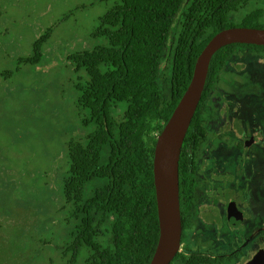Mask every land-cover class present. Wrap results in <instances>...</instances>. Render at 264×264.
<instances>
[{
  "label": "trees",
  "instance_id": "obj_1",
  "mask_svg": "<svg viewBox=\"0 0 264 264\" xmlns=\"http://www.w3.org/2000/svg\"><path fill=\"white\" fill-rule=\"evenodd\" d=\"M186 1L182 27L171 44L169 35L185 0H121L107 16V46L82 57L88 74L82 124L91 134L85 149L76 142L64 183L67 193L81 200L71 217L73 245L65 251L89 247L93 253L86 264H149L159 235L152 173L157 137L188 87L203 48L218 32L233 27L230 13L250 0ZM262 13L246 14L241 27L260 28L248 24ZM237 48L264 51V46L231 44L212 56L180 153L182 209L194 180L192 152L203 136L201 104ZM91 182L97 184L93 189Z\"/></svg>",
  "mask_w": 264,
  "mask_h": 264
},
{
  "label": "rangeland",
  "instance_id": "obj_2",
  "mask_svg": "<svg viewBox=\"0 0 264 264\" xmlns=\"http://www.w3.org/2000/svg\"><path fill=\"white\" fill-rule=\"evenodd\" d=\"M117 1L85 0L87 10L81 8L80 18L76 17L82 22V35L88 33L91 25H98L100 16ZM188 5L185 0L175 17L169 35L171 44L178 37ZM259 9L263 12L261 17L248 25L264 28V0H250L230 13L229 22L233 27H241L244 16ZM32 22L50 23L41 17L29 21ZM33 33L35 39L40 37V28H34ZM12 39L11 34H2L1 49L7 50L10 57L8 45ZM18 41L14 40L13 45L32 47L29 36ZM60 59L63 58L50 57L44 66L34 70L32 77L18 78L16 82L22 84L18 83L15 88L4 90L0 86V94L6 97L0 101V264H61L70 256L64 249L71 243L74 221L69 218L70 207L60 210L68 169L64 147L70 140L84 141L89 130L81 124L83 115L75 108V101L71 102L68 97L61 103L57 99L60 93L62 98L65 96V90L54 87V83L44 87L56 74L57 63L62 64ZM81 76L84 77V70ZM261 80H264V51L237 48L219 72L217 84L200 111L205 139L200 143L195 161L203 188L210 175L208 160L214 167L212 170L219 173L221 151L236 149L237 139L222 129V101L255 92L261 96L263 87L258 84ZM69 92L73 97L72 91ZM116 118L120 115L116 114ZM60 146L62 150L55 154ZM94 185L97 184H88L90 189ZM200 195L201 192L197 193L198 204L204 196ZM89 255V249L80 247L73 264H82Z\"/></svg>",
  "mask_w": 264,
  "mask_h": 264
},
{
  "label": "flooded vegetation",
  "instance_id": "obj_3",
  "mask_svg": "<svg viewBox=\"0 0 264 264\" xmlns=\"http://www.w3.org/2000/svg\"><path fill=\"white\" fill-rule=\"evenodd\" d=\"M118 1L100 16L98 25H91L88 33L83 36L82 22L76 17L80 18L81 8L87 10L85 0H0V86L4 90L15 88L21 83L16 82L18 78L32 77L34 70L44 66L54 55L62 57V64L57 63L56 74L44 87L54 83V87L65 90V96L62 98L60 93L57 99L61 103L68 97L71 102L75 101V108L83 115L82 124L86 118L82 108L83 87L88 79L82 65V57L107 46V31L111 28L107 16L121 3V0ZM68 5L70 8L67 9ZM38 17L50 23H29ZM37 27L41 30V36L35 39L33 29L37 30ZM2 34L13 36L8 45L12 57L8 55L7 50L1 49ZM27 36L33 40L29 49L13 45L14 40H24ZM258 82H261L258 84L263 87L261 96H256L255 92L236 100L222 101V129L236 138L237 144L234 152L221 151L222 158L218 161L219 173L212 170L214 167L208 160L210 175L206 180L209 185L205 188L197 175L195 160L199 147L192 152L194 180L190 201L183 205V209L180 204L181 248L173 264H264V80ZM215 85L207 89L201 107ZM69 90L72 91L73 97ZM1 99L6 97L0 94V101ZM201 115L200 113L203 136L200 143L205 139ZM84 128L89 130V135L84 141L78 142L85 149L91 130ZM249 139L253 141L245 148V142ZM76 144L70 140L64 147L68 168ZM61 150L62 146L56 148L55 154ZM200 192V196H204L198 204L197 193ZM63 194L64 204L62 202L60 210L70 207L69 218L72 220V213L76 210L79 200L70 196L64 185ZM200 240H203V243H200ZM79 248L77 251L72 248L67 252L66 255L71 257L61 264H73L78 258ZM89 251L90 254L93 253L91 249ZM89 257L82 264H86Z\"/></svg>",
  "mask_w": 264,
  "mask_h": 264
},
{
  "label": "water",
  "instance_id": "obj_4",
  "mask_svg": "<svg viewBox=\"0 0 264 264\" xmlns=\"http://www.w3.org/2000/svg\"><path fill=\"white\" fill-rule=\"evenodd\" d=\"M231 44L264 46V29L231 27L214 35L199 54L191 80L158 135L152 173L158 219V241L149 264H170L181 244L178 166L181 148L201 100L212 56ZM245 142V148L252 143Z\"/></svg>",
  "mask_w": 264,
  "mask_h": 264
}]
</instances>
